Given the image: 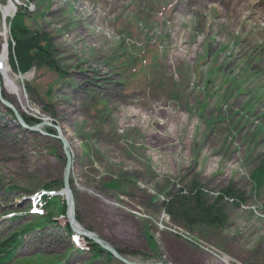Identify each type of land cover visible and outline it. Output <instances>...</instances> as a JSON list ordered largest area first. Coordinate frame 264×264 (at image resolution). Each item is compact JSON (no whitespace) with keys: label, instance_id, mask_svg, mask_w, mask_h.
Here are the masks:
<instances>
[{"label":"rangeland","instance_id":"374dc122","mask_svg":"<svg viewBox=\"0 0 264 264\" xmlns=\"http://www.w3.org/2000/svg\"><path fill=\"white\" fill-rule=\"evenodd\" d=\"M14 20L51 37L63 76L7 66L2 95L59 128L83 229L138 263L264 264V186L249 179L264 161V0H0V55ZM45 127H17L0 104V240L42 217L33 200L45 184L67 209L64 153ZM194 183L207 204L231 188L215 205L221 224L165 211ZM82 238L31 230L9 263L123 264L91 259Z\"/></svg>","mask_w":264,"mask_h":264},{"label":"trees","instance_id":"16d2710c","mask_svg":"<svg viewBox=\"0 0 264 264\" xmlns=\"http://www.w3.org/2000/svg\"><path fill=\"white\" fill-rule=\"evenodd\" d=\"M10 26V35L13 42L8 44L7 65L13 72L23 75L28 73L33 67H36L38 69H47L54 74L63 76L57 63L56 49L53 48L51 37L47 33L33 31L29 29V27H26L20 20H14ZM26 88L28 91H34L33 87L29 84L26 85ZM34 93L37 95V91H34ZM5 113H7L12 122L16 124L11 111L5 109ZM22 117L24 122L29 126L40 123L39 120ZM17 127L19 126L17 125ZM45 130L55 133V130L50 127H45ZM249 179L256 189L264 186L263 160L250 172ZM111 183L113 184L111 185ZM109 184L110 187L116 188L114 182H109ZM41 190L44 192L53 191L52 186L48 184H45ZM44 192H37L33 200V211L43 214L42 217H39L34 222H29L21 226L18 231L0 240V264H10L9 262L13 260L15 251L21 244L23 235L31 230L52 225L61 227L68 237H75L67 222L65 215L66 203L64 199H60L58 196L45 194ZM230 194L231 188L228 187L218 195L214 203L207 204L203 199L202 192L198 188V185L194 183L187 193L181 191L178 194L175 193L164 201L163 205L165 211L170 214L172 219L184 226H193L197 223L216 226L222 223L223 215L220 208H216L215 205L220 199L230 196ZM56 200L60 203L58 215L64 220L63 224L59 223L58 220L54 218V212L51 211L55 208V204H57ZM76 220L78 222L80 221L77 213ZM82 239L88 245L87 248L91 252V259H96L100 254H104L107 259L112 258L108 252L102 250L98 245L92 244L91 241L84 237ZM119 253L121 254V252ZM36 258L35 262H38V264H59L57 260L50 257H40L37 255ZM29 260H31V258H29ZM29 260L24 258L21 259L19 263L28 264L30 262Z\"/></svg>","mask_w":264,"mask_h":264},{"label":"water","instance_id":"95a60500","mask_svg":"<svg viewBox=\"0 0 264 264\" xmlns=\"http://www.w3.org/2000/svg\"><path fill=\"white\" fill-rule=\"evenodd\" d=\"M0 104L4 108L11 111V113L15 119L16 124L25 130L32 131V132H34V131L41 132L40 127H42V126L52 127L56 130V133H57L56 138L61 144V148H62V151L64 153V157H65V168H64V174H63V179H62V187H63L62 189L67 192L66 216H67V222L69 224V227H70L72 233H74L75 235L86 238L87 240L91 241L92 244L98 245L102 250L110 253L114 259L118 260L119 262H121L123 264H147V263H138V262L129 261L128 259L121 256L111 245H109L107 242H105L104 240L99 238L95 233L90 232L88 230H85L79 225V223L75 217V198H74V194L70 188V183H69V175H70V171H71L72 160H71V156L67 150V142L64 139V137L61 135L59 128L57 126L47 122V121L38 123V124L33 125V126L27 125L24 122L23 117L16 111L15 107L7 99H5L3 97L2 91H1V81H0ZM48 194L58 196V195H60V192L48 193Z\"/></svg>","mask_w":264,"mask_h":264},{"label":"bare ground","instance_id":"6f19581e","mask_svg":"<svg viewBox=\"0 0 264 264\" xmlns=\"http://www.w3.org/2000/svg\"><path fill=\"white\" fill-rule=\"evenodd\" d=\"M14 6L8 5L5 9L6 11H8L10 8H12ZM3 51L5 50V46L2 47ZM0 60H2V54L0 55ZM4 84L5 86L9 87L10 90L13 91V93L17 92V88L14 85V83L7 77L6 73H4ZM71 188V187H70ZM64 195L67 197V192L63 190Z\"/></svg>","mask_w":264,"mask_h":264},{"label":"built area","instance_id":"2783aa9c","mask_svg":"<svg viewBox=\"0 0 264 264\" xmlns=\"http://www.w3.org/2000/svg\"><path fill=\"white\" fill-rule=\"evenodd\" d=\"M6 55L2 53V60H0V72H3L6 69Z\"/></svg>","mask_w":264,"mask_h":264}]
</instances>
